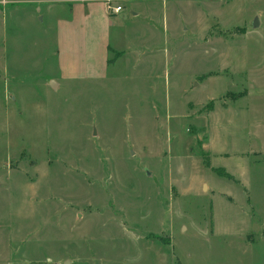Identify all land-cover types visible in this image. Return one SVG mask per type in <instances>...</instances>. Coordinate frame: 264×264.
<instances>
[{
	"label": "rangeland",
	"instance_id": "1",
	"mask_svg": "<svg viewBox=\"0 0 264 264\" xmlns=\"http://www.w3.org/2000/svg\"><path fill=\"white\" fill-rule=\"evenodd\" d=\"M52 1L0 0V264H264V156L248 151L264 140V42L240 24L264 1L168 0L170 19L224 26L197 51L184 24L165 70L61 85L53 29L70 0ZM225 39L240 64L220 66ZM247 78L240 130L228 105Z\"/></svg>",
	"mask_w": 264,
	"mask_h": 264
},
{
	"label": "crops",
	"instance_id": "2",
	"mask_svg": "<svg viewBox=\"0 0 264 264\" xmlns=\"http://www.w3.org/2000/svg\"><path fill=\"white\" fill-rule=\"evenodd\" d=\"M122 1L133 3L129 14L131 16L125 15V6L119 3ZM153 1L159 0H70V2H67L68 4H63L58 11L63 9L65 13L63 16L57 15L56 17L55 15L56 23L53 29L57 47V78L60 85L66 80L74 81L89 78L101 80L105 78L107 69H116L120 65L124 66L125 69L132 68L140 72H148L152 68L165 70V66L173 59L172 52L165 46L171 37L180 42L178 38L181 34L184 35L185 32L183 31L190 29L191 34L200 38L201 44L199 45L196 42L195 48L198 51L200 47L204 46L205 33L208 35L213 31L216 33L214 24L215 26L218 23L222 24L221 21H217L219 16H213L215 19L212 20L211 13L207 14L202 11L199 15L195 13V16L191 17L189 21L182 18L175 19L174 17L170 19L167 14L168 5L166 2L168 0H160L163 2L161 8L155 5ZM62 2L56 0L49 5ZM109 2L113 6L121 5V10L118 13H111L107 8ZM214 2L217 1L211 0V3H209L215 5ZM219 4H223V2L220 1L216 5V11L223 7ZM50 8L48 7L47 13ZM122 11L124 14H121ZM173 12L176 14L175 10ZM255 17L258 18V25L253 27L252 23ZM255 17L250 18L247 22H240V24L245 27V37L259 34L261 42H264V2ZM196 22L199 23L201 28L200 34L194 33L197 27L194 25ZM186 23H188L189 29H184ZM157 24H159V28L156 26ZM217 41L219 44L220 40ZM207 43L209 42L207 41ZM220 44H222V47L218 45L220 46V53L225 50L229 55L226 62H222L224 58L219 57L220 53L215 56L218 58L217 61L219 60L220 66L226 65V63L240 64L241 61L239 62L237 58L233 57L231 43L228 42V39L221 40ZM201 75H205V73L199 76ZM230 81L233 89L236 85L239 87L238 84H234L232 79ZM249 82L251 81L249 80ZM245 84L246 90L237 91L234 89L233 92L230 91L232 93L230 95L232 105H228L236 113L242 114L239 124L238 121H235L236 127L239 125L240 130L247 129L248 119L246 118L256 111L249 99L251 85L248 84V78ZM203 102L204 100L200 101V103ZM165 106L166 117L168 115L170 117V112L167 113L169 106L167 104ZM186 114L188 113L182 111L178 116L184 118ZM256 140L258 141L256 145L250 147L249 150L244 148L241 151L246 153L248 150L252 153V156H264V140L260 137Z\"/></svg>",
	"mask_w": 264,
	"mask_h": 264
},
{
	"label": "built area",
	"instance_id": "3",
	"mask_svg": "<svg viewBox=\"0 0 264 264\" xmlns=\"http://www.w3.org/2000/svg\"><path fill=\"white\" fill-rule=\"evenodd\" d=\"M107 8L111 13H118V11L121 10L122 7L121 5L113 6L112 3L109 2Z\"/></svg>",
	"mask_w": 264,
	"mask_h": 264
},
{
	"label": "water",
	"instance_id": "4",
	"mask_svg": "<svg viewBox=\"0 0 264 264\" xmlns=\"http://www.w3.org/2000/svg\"><path fill=\"white\" fill-rule=\"evenodd\" d=\"M258 25V18L257 17H255V19H254V21H253V23H252V26L253 27H256ZM203 188H205V185L203 186ZM67 264V263H66Z\"/></svg>",
	"mask_w": 264,
	"mask_h": 264
},
{
	"label": "trees",
	"instance_id": "5",
	"mask_svg": "<svg viewBox=\"0 0 264 264\" xmlns=\"http://www.w3.org/2000/svg\"><path fill=\"white\" fill-rule=\"evenodd\" d=\"M209 104H211V103H209ZM210 106H212V104Z\"/></svg>",
	"mask_w": 264,
	"mask_h": 264
}]
</instances>
